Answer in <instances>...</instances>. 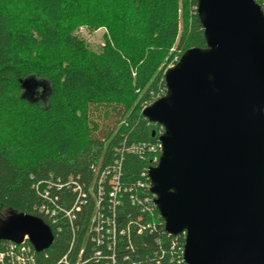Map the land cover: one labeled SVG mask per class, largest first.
<instances>
[{"label": "trees", "instance_id": "trees-1", "mask_svg": "<svg viewBox=\"0 0 264 264\" xmlns=\"http://www.w3.org/2000/svg\"><path fill=\"white\" fill-rule=\"evenodd\" d=\"M82 27L107 29L99 53ZM204 47L195 0H0V124L19 123L15 138L0 137V221L16 212L49 224L38 209L55 210L61 231L36 264L74 262L95 212L92 185L103 242L109 227L115 241L89 238L82 263L184 264L185 236L166 234L149 191L163 129L142 111L166 93L169 51ZM116 164L120 192L112 198L105 183L98 197L94 168Z\"/></svg>", "mask_w": 264, "mask_h": 264}, {"label": "water", "instance_id": "water-1", "mask_svg": "<svg viewBox=\"0 0 264 264\" xmlns=\"http://www.w3.org/2000/svg\"><path fill=\"white\" fill-rule=\"evenodd\" d=\"M195 1L205 47L165 70V95L142 111L163 129L149 191L166 234L185 236L184 264H264V13ZM25 237L36 252L54 242L38 217L0 221V241Z\"/></svg>", "mask_w": 264, "mask_h": 264}, {"label": "built area", "instance_id": "built-area-1", "mask_svg": "<svg viewBox=\"0 0 264 264\" xmlns=\"http://www.w3.org/2000/svg\"><path fill=\"white\" fill-rule=\"evenodd\" d=\"M159 149H160V145H159ZM94 173L96 175L95 177V181L97 179V195L98 197H102L103 196V192L105 191V183L108 184V186H111L112 191L110 192V196L112 198H116V192H120V187H119V182H118V176L120 173L119 167L118 165H114L112 167V169H108L106 168L103 171H100V168H94ZM111 174V177H109V175ZM94 181V182H95ZM95 186H91L88 189V193L90 194L91 198L94 200L95 203V212L93 214V216L90 219V222L87 226V229L85 231V235L83 236V240L80 244V247L76 253L75 256V260L73 263L71 264H84V262L82 263V259H83V254L86 248V245L88 243V239L91 238V241L99 246V245H103V243L106 245L107 249H110V246L114 244L115 241V235H114V230L109 227L107 229H105L104 231V242H103V236H102V228L101 225L95 221L96 216L98 215V209L100 207V198H97V196L94 194L93 190H94ZM77 189V188H76ZM80 189V188H78ZM77 189V190H78ZM152 205L154 207L153 201H152ZM39 213L40 214H45L47 216H49V221L50 223H45L44 224L46 226H48V228L50 229V231L52 232L53 236H54V227L56 232H60L61 229L59 227H56V212L55 210H49L46 209L45 206H41L39 209ZM65 216L68 218L72 217V214L70 211H65L64 212ZM57 228V229H56ZM93 233V235L91 234ZM91 234V235H90ZM6 246L4 248L3 251H0V264H8L7 259L9 257H11L13 259L12 264H27V261H29L30 264H36L35 262V254L37 253L34 249V247L29 243L28 239L25 237V239L23 240L22 243L20 244H16L10 241H4L3 242ZM93 245L92 246V251L96 254L100 253V251L98 250V248ZM66 259V258H65ZM67 261L65 260V263Z\"/></svg>", "mask_w": 264, "mask_h": 264}, {"label": "rangeland", "instance_id": "rangeland-1", "mask_svg": "<svg viewBox=\"0 0 264 264\" xmlns=\"http://www.w3.org/2000/svg\"><path fill=\"white\" fill-rule=\"evenodd\" d=\"M79 36L85 40L87 48L95 53H99L105 44L106 39H109L108 31L106 28H100L96 31H89L86 28L78 30ZM180 53L171 50L166 56V69L174 66L180 59ZM37 96L41 95L40 92L36 93ZM6 124H0V137L2 138H15L19 129V123L15 117H8Z\"/></svg>", "mask_w": 264, "mask_h": 264}]
</instances>
